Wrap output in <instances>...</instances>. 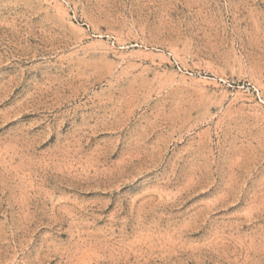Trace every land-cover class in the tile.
Here are the masks:
<instances>
[{
	"label": "rangeland",
	"instance_id": "rangeland-1",
	"mask_svg": "<svg viewBox=\"0 0 264 264\" xmlns=\"http://www.w3.org/2000/svg\"><path fill=\"white\" fill-rule=\"evenodd\" d=\"M0 264H264V0H0Z\"/></svg>",
	"mask_w": 264,
	"mask_h": 264
}]
</instances>
